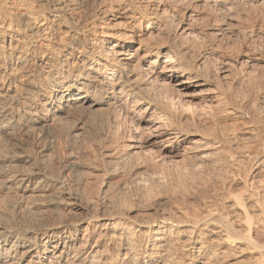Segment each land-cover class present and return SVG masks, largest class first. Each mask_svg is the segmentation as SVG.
Wrapping results in <instances>:
<instances>
[{"label":"bare ground","instance_id":"1","mask_svg":"<svg viewBox=\"0 0 264 264\" xmlns=\"http://www.w3.org/2000/svg\"><path fill=\"white\" fill-rule=\"evenodd\" d=\"M261 3L264 0H0V189H13L16 199L6 201L10 208L21 210L15 222L3 220L6 217L0 221V264H180L176 254L190 255L194 264H240V258L254 254L251 262L244 263L264 264V173H260L264 170V137L261 151L249 144L253 149L246 151L248 146L246 152L241 151L252 159V166H259L256 164L258 170L247 184L243 183L249 187L247 193L228 195L234 213L208 204L209 209L207 206L189 220L174 219L169 213L172 219L162 212L147 225L131 218L130 210L122 207L126 200L115 206L109 197L111 190L108 194L104 187L99 188L94 196L91 189L90 195L86 193L89 190L71 191L67 172L98 168L77 156L70 155L64 163L57 159L63 165L58 164L63 168L57 174L45 169L55 160L58 132L64 131V123H70L67 117L76 110L83 117L69 125L64 135H82L81 144L88 148L91 129H96L93 141L101 157L99 166L107 175H117L128 162L135 165L146 158L155 163H178L189 150L201 162L213 158L228 133L219 129L220 133L206 134L197 128L177 127L171 114L162 111L161 100L166 99L169 105L172 100L185 102L206 94L205 106L213 99L224 105L226 114L238 112L240 103L232 91L222 92L217 87L221 91L214 94L208 88L207 76L185 58L184 43H205L206 36L200 35L196 25L209 16H205L206 8L220 12L213 10L218 17L224 11L230 17L240 4ZM76 5L83 6L80 13ZM225 30L220 25L210 33L214 39ZM215 49L209 55L216 56L218 77L228 78L233 63L221 53L217 56ZM252 64L246 57L238 62V68L247 73L245 69ZM255 80L262 97L264 84ZM148 90L159 91L161 100L148 96ZM245 133L252 134V129ZM20 135H24L25 148L12 151L9 138ZM89 152H85L86 158ZM253 153L259 157H252ZM97 173L90 175L96 177ZM45 210L56 217L44 218ZM62 212H74L77 218L63 219ZM82 221H86L83 226Z\"/></svg>","mask_w":264,"mask_h":264},{"label":"rangeland","instance_id":"2","mask_svg":"<svg viewBox=\"0 0 264 264\" xmlns=\"http://www.w3.org/2000/svg\"><path fill=\"white\" fill-rule=\"evenodd\" d=\"M78 6H79V8H77V10H78L77 12H79L80 10L83 9L82 5H76V7H78ZM245 6H244V4H240V5L236 6L234 8L235 11H233V13L230 14L231 15L230 17L228 16L229 13L225 12V11L223 14L222 13L220 14L221 17H218L219 16L218 14L220 12L218 13V11L211 9L212 7L206 8V10L211 9L212 11L210 10V12H209V10H207V11L204 10L205 16H208V14H209V16L206 18V20H205V18L202 19V21L204 23L202 21H200L201 23L199 22V24L196 25V29L200 30L199 31L200 35H202L203 37L206 36L205 37L206 39L204 38L206 41L203 39L206 44L203 43V41L201 39H200L202 41L201 43H198L200 41L198 39V42H197L198 44L195 43L194 45H193V43L196 42L194 40H191V41H193V43L191 41H190V43H189V41L184 43L186 45L185 47H187L185 50V53H184L185 58L190 62V64L194 63L193 64L195 67L194 69H196V66H197L198 72L201 73L202 75L207 76L206 78L208 79L207 80L208 81V88L210 87L211 90H213L214 94L218 93L220 89L222 90V92H223V90H225V91L227 90L226 93H230L232 91L233 93L232 92L231 93L234 94L236 96V98H238V102L240 103V104L237 103L240 105V106L239 105L237 106L238 112H234L233 114H226V112L224 111L225 110L224 105L221 103L222 105L220 104L221 105L220 106L217 102L215 103L213 101V99H212V101H207V102H209V106L208 105L205 106L204 102H206L207 99H205L203 97L207 96L206 94H204L203 97L200 96V97H197L195 99H192L190 101H185V102H180L178 100H176V101L172 100L173 102H170V104L167 105L169 102L166 101V99H165L166 103L164 100H163L164 102H162L161 98L159 97V94L161 95V93L159 91L148 90L149 91L148 96H151V97L153 96L155 98L157 97V99L161 100V104L163 103L162 105L160 104V106H162L161 109L163 108L162 111L164 112V114H167L168 116H170V114H171L170 117H172L171 119H172V121H174L176 123V126L178 125L177 127H181V125H182L183 127H181V128H185V129L197 128V130H199V131L201 130L202 132H204L206 134H214V131L216 133L217 132L220 133L219 132L220 130H222V133H224V131L228 133L227 138L229 140L227 139L226 142H222V144L217 148V150H219V152L218 153L215 152L216 155L214 153L212 156L213 158H211V159L209 158V159L203 160L201 162L195 156L196 155L195 152L189 150L187 153H185L186 156H184V158H182L178 163H174V164L173 163H167L166 164V163H161V162L155 163V161L151 160L150 158H146V160H144V161H139L138 163H135V165H137L136 168L134 167L135 165L132 163L134 161H132V162H128V163H130L131 166H132V164L134 166L131 167L130 165L126 164L125 165L126 169L122 168V170L119 173H117V175L116 174L115 175L114 174L113 175H107V173L104 172V170L101 168L102 166H99L101 163V159H100L101 157L99 156V153L96 150V146L94 143L95 141H93V140H95V138H96L95 136L97 135V133L95 132L96 129H94V130L91 129V133H90L91 135H89L90 139L92 138L91 139L92 141L90 140V142H89V143H91V145L89 144L91 149H90V147L87 148V147L83 146L84 144H81L82 143L81 139L83 138L82 135L78 136V138L77 137L76 138L75 137L74 138H70V137L66 138L67 136L64 135V131L66 128H69L70 126L75 124L76 121L79 119V117H83V115H82L83 113H80V111L76 110L75 113L72 112V114H70L67 117L68 118L67 121H70V123L69 122L64 123L65 124L63 127V128H65L64 131L62 130V132H58L57 137L58 136L59 137L57 139L60 142L56 139V148H55V151H53V152H55V154L52 153V154H54L53 156H54L55 160H53L51 162L52 164H50V163H49L50 165L47 164L45 169H47L48 171L47 170L46 171L47 172L50 171L51 173L55 172L54 174H57L60 171V169L63 168L62 163H64V161L70 159L69 158L70 155L77 156L78 160L80 159L81 161H84V162L88 161L90 164L91 163L95 164L94 168H96V167H98V168H96V170H94V171H92V170L86 171V170H84V169L82 170V168H80L81 170H79V169L77 171L74 170V172L76 171V174H74L73 176L71 175V172L74 173L72 170H70V172H67L69 170L64 171V173L62 172L64 176H66L67 173L69 174V176H66V178H68V180H67L68 186L67 187L70 190L72 189L71 191L74 190V192L76 190H77L76 192L84 190V193H85V191L89 190L88 192H86L87 195L89 193H91L90 191L92 190L93 194L91 193V196H94L96 194V191L98 192L102 187H104V189H106L108 194H109V191L111 190L109 197L114 199V201H115L114 205L115 204L121 205L120 202L122 203L124 200H126V202L124 201L125 203L124 202L122 203V205H123L122 207L125 208V210H127V211L130 210V211H128V213L131 216V218L132 219L135 218L136 220L138 219L140 221L142 220V222L144 221L147 225L148 224L151 225L152 223H154L155 220H152V219H155L157 217V215L159 216V214L162 212L165 213L166 215L170 216L172 219H173L172 216H174L175 217L174 219H177V218L181 219L182 218L181 220H184V219L189 220L193 216L195 217L196 214L199 216L204 210L209 209L210 206H211V208H217V209H220L221 211L223 210L224 212H226V210H227V211H229V213L230 212L234 213V211H235L234 208L233 207L231 208V206L228 205V204H230V201L228 200V197H229L228 195H233L236 193L238 194L240 192L241 193L243 192L242 194L247 193L248 192L247 189L249 187H244L245 184H243V183L247 184L249 177L252 176L251 174H254L258 170V168L256 167L258 165V163H256L257 165L253 164V166H252L250 164V162H253L252 159L250 160V158H247L246 154L243 152L251 150L254 147L255 148L258 147L256 149H259V147L262 143V142L260 143V141H262V138L264 137V131H263L264 130V96L261 97V94L257 93V87H256V84H254L255 79H256L255 80L256 82H257V80H258V82L260 80V83L262 81V83L264 84V82H263L264 81V4L263 3H261V5L257 4V6L245 4ZM243 7H245V8H243ZM213 10L215 12H217L218 14L214 13ZM211 12H212V14H211ZM225 13L228 15L226 16ZM222 15L225 17H223ZM216 16H217V19H220L223 17L222 20H219L220 23L217 19H215ZM228 19H229V21H227ZM208 20H210V21H208ZM214 21L215 22L218 21V23L217 22L214 23ZM224 21L226 24H224ZM228 22H229V25H228ZM231 22H232V24H231ZM212 23H213V25L210 26V24H212ZM233 23L234 24L236 23V25H233ZM230 24L233 25V27ZM216 25L217 26L221 25V27H225V28H227V30L224 31L225 33L223 32L224 35L222 34L221 36H219V38L217 37V38L213 39L214 36L210 32L213 30V28L217 27ZM225 25H227L228 27H226ZM202 32H204L205 34ZM211 37H212V40H211ZM203 45H205V46H203ZM210 47H211V49L216 48L215 50L217 51V56H218V54L221 53L223 55V57L225 56V58L229 62L233 63L231 71L232 72L234 71V72L233 73L231 72V74L228 78L221 79L220 77H218V72L216 71L217 65H216L215 60L213 59V57H216V56L212 57L211 55H209V51L211 50ZM246 57L251 58L253 64H252L251 68L245 69L246 70L245 72H247V73H244L243 70H240L241 68H238V62H240L242 59H244ZM202 60H203V63L201 62ZM217 87L220 89H218ZM236 94H238V95H236ZM253 106H254V108H253ZM222 108L224 110H222ZM251 108H253V109H251ZM165 110H168V111H165ZM252 111L256 112V115ZM167 112H169V114ZM251 114L254 115L253 118L250 117V116H252ZM257 114L260 116L258 117ZM72 115H73V117H72ZM75 116L78 118H76ZM93 118L92 119L90 118V120H89L90 124L92 126L94 123ZM255 118H256V120H255ZM259 118H260V120H259ZM72 119H74V120H72ZM257 120L261 121V123L260 122L258 123ZM72 121H74V122H72ZM254 121L256 124L254 123ZM188 127H190V128H188ZM249 128L252 129V134L245 133V131ZM216 130H218V131H216ZM211 131L213 133H211ZM61 133H62V135H61ZM23 136L20 135L19 138L16 136V138H18V139H16V138L10 139L9 138V140H10V141L8 140L10 143L9 146H10V149L11 148L13 149V150L11 149L12 151L21 150L22 147L25 148L26 141H24ZM25 140H26V137H25ZM11 142H12V144H11ZM191 143H192V141L189 142V144H191ZM248 144L250 146L254 145L253 148L252 147L250 148V146ZM262 144L264 146V142ZM11 145H12V147H11ZM19 145H21V146L19 147ZM77 145L79 146V148ZM248 146H249V148H248ZM244 148H245V150L247 148L248 149L245 151ZM255 148L253 150H255ZM76 149H78V151ZM3 150L4 149H2V153L4 154L5 152ZM58 150H59V152H58ZM87 150H88V152L90 151L89 155H86L88 158L85 157V152ZM259 150L261 151V148ZM262 150H264V148ZM5 151L7 152L8 150H5ZM241 151H243V152H241ZM81 153H82V155H81ZM240 153H242V155H244V156H242ZM93 154L96 156H94ZM214 155H215V158H214ZM56 156H61V157L57 158ZM80 156H81V158H80ZM252 157L258 158L259 155L256 157L255 154L253 153ZM91 158L93 161L91 160ZM96 158H98V159H96ZM57 159H59V160L61 159V161H59ZM225 159H227V160H225ZM58 161L62 162V163H59ZM141 162H143V163L141 164ZM58 164H61L62 166L58 165ZM93 164H91V166ZM101 165H102V163H101ZM127 166H128V168H127ZM52 168H54V170ZM130 168H132V169H130ZM49 169H51V170H49ZM124 169L128 173L125 172ZM129 170H130V172H129ZM80 171H82L83 174ZM138 171H140V172H138ZM263 171H260V173H264ZM85 172H86V175H85ZM92 172L93 173L98 172L97 173L98 176L96 174V177L94 175H92V177H91L90 174ZM80 174H82V175H80ZM159 174L161 177L158 176ZM76 175L79 176L80 178H82L83 180L80 178L77 179ZM83 175L85 176V178L83 177ZM88 175H90V177ZM156 175L158 176V178L160 177V179H158ZM71 176H72V178L70 179ZM154 176L156 178H154ZM135 177H136V179H135ZM143 177H145L146 180ZM141 178H143V180L139 181V180H141ZM86 179H88V180H86ZM100 179H101V181H100ZM91 180H92V182H91ZM245 180H247V181H245ZM84 181H86V182H84ZM88 181H89V183H88ZM112 181L114 183H111ZM97 182L99 183V185ZM263 182H264V179H263ZM101 183L103 185H101ZM108 183H109V185H108ZM86 184H88L87 186L88 187L90 186V187L88 188L86 186ZM91 184L94 186H92ZM112 184L114 187L111 186ZM114 184H116V186ZM144 184H145L146 188H144ZM106 185H108L110 188L109 187L106 188ZM98 186H101V187H98ZM112 187L115 190H113ZM85 188H88V189H85ZM108 188H109V190H108ZM244 188H246V190H245L246 192H244ZM144 190H146L148 192H146ZM263 190H264V187L262 189V192H263ZM4 191H6V193ZM4 191L2 189H0V200H1L0 201V207H1L0 211H1V213H5V214H2L0 216L1 217L0 221L5 220L7 222L10 221L11 223H13V222H15V218L17 219L21 215V213H20L21 210H19V208H15V207H11V208H15V210L14 209L12 211L9 210V209H11L10 203L16 199L15 192L13 189L4 190ZM94 191H95V193H94ZM7 192L9 193V195L7 194ZM81 193H83V192H81ZM146 193H147V195H146ZM4 194H5V196H4ZM6 195H8L9 198ZM84 195H86V194H84ZM263 195H264V193H263ZM123 197H124V199H123ZM6 199L7 200L10 199V200H8V202L10 201V203H7ZM128 201L131 202L129 205L127 204V203H129ZM5 206L7 208H4ZM232 209L234 211H232ZM9 211H10V213H9ZM186 211H187V213H186ZM47 212H48V210H47ZM47 212H46V210H45V212H43L42 216L44 215L43 216L44 218L49 219L52 216L56 217L55 214L52 213L51 211L48 213ZM62 213L64 214V215L62 214L63 219L69 218L71 220L73 218L72 220H74V217L77 218V214H75L74 212H62ZM73 213H74V215H73ZM169 213H171L172 216ZM9 214L12 215L13 218H12V216L8 217ZM233 215L234 214H231V216H233ZM70 216H71V218H70ZM181 216H183V217H181ZM4 217H6V218L3 219ZM7 218L9 221L7 220ZM186 218H188V219H186ZM195 218H197V216ZM192 219H194V218H192ZM147 221L149 223H147ZM81 224H82V226L85 225L86 221H82ZM82 232L83 231H81V233ZM120 239H121L120 237L119 238L117 237V241ZM116 245H117V243H114V247ZM249 255L250 254H247L245 257L240 258V259H242L241 261L243 263H241V262H239V263L245 264V263L251 262V260H253L252 256L254 254H251L250 256ZM176 256L177 257L179 256L180 264H185L186 262L190 261L189 259H191L190 255H185V254H180V255L178 254L177 255L176 254ZM229 258H232V256L231 257L229 256ZM229 258H227V259H229ZM209 260H210L209 262H212L213 258H211ZM190 262L191 263H189V264L195 263V262L192 263V261H190ZM217 264H222V262L219 261V263H217Z\"/></svg>","mask_w":264,"mask_h":264}]
</instances>
